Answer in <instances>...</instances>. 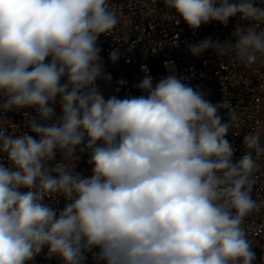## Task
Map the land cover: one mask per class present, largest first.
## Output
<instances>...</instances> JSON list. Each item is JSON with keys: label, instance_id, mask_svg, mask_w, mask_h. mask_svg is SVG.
I'll list each match as a JSON object with an SVG mask.
<instances>
[{"label": "clouds", "instance_id": "1", "mask_svg": "<svg viewBox=\"0 0 264 264\" xmlns=\"http://www.w3.org/2000/svg\"><path fill=\"white\" fill-rule=\"evenodd\" d=\"M163 3L194 31L238 17L232 39L189 44L191 55L264 63V4ZM120 18L109 0H0V117L30 115L18 134L0 120V264L45 248L62 264H255L244 224L264 207L252 197L264 132L245 134L234 159L236 109L174 74L154 83L146 66L141 95L106 98L97 42Z\"/></svg>", "mask_w": 264, "mask_h": 264}, {"label": "built area", "instance_id": "2", "mask_svg": "<svg viewBox=\"0 0 264 264\" xmlns=\"http://www.w3.org/2000/svg\"><path fill=\"white\" fill-rule=\"evenodd\" d=\"M257 2L264 4V0ZM109 3L118 9L121 18L111 35H101L97 42L105 71L110 77L99 82L105 97L141 95L136 85L146 74L142 66H146L154 83L170 74L184 78L185 83L205 92V99L214 104L227 100L236 109L240 117V127L236 131L240 135H233L230 131L226 139L235 149L234 159L241 158L245 152L243 136L249 132H264V63L247 67L234 59L220 61L211 50L200 57L188 51L189 44L205 38L211 37L222 43L232 39L231 33L238 17L230 18L227 26L210 22L194 31L182 19L179 24L170 21V10L163 0H109ZM177 34L179 38L173 42ZM116 48L121 55L113 64L108 56ZM166 62L171 65V70L165 66ZM29 118L25 112H13L0 117V120L5 122L3 126L10 132L18 134L27 130L23 124ZM87 160L85 153L77 165V170L84 176L91 174L92 166ZM259 163L261 167L254 174L257 183L252 192L253 199L258 202L264 201V156ZM244 227L256 254L255 264H264V207L247 217ZM46 254L47 248L29 264H62L58 257L49 259ZM87 264H94L90 254Z\"/></svg>", "mask_w": 264, "mask_h": 264}]
</instances>
